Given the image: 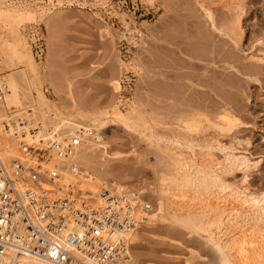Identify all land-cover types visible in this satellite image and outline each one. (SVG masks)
<instances>
[{
  "label": "rangeland",
  "instance_id": "374dc122",
  "mask_svg": "<svg viewBox=\"0 0 264 264\" xmlns=\"http://www.w3.org/2000/svg\"><path fill=\"white\" fill-rule=\"evenodd\" d=\"M45 1L0 0V79L17 86L16 100L0 94V149L18 154L3 122L28 107L46 128L85 125L93 138L75 154L81 189L97 195L101 186L89 189L99 172L101 184L115 180L127 195L138 191L159 214L132 239L140 264H223L226 252L233 259L231 249L218 250L201 214L205 205L235 202L234 232L244 233L250 249L246 264H264V210L251 213L245 202L264 197V0ZM128 18L146 37L126 60L118 27ZM212 21L228 33L213 34ZM126 72L135 75V95L122 110L116 92ZM205 172L214 184L207 189Z\"/></svg>",
  "mask_w": 264,
  "mask_h": 264
},
{
  "label": "built area",
  "instance_id": "2783aa9c",
  "mask_svg": "<svg viewBox=\"0 0 264 264\" xmlns=\"http://www.w3.org/2000/svg\"><path fill=\"white\" fill-rule=\"evenodd\" d=\"M47 1L48 7L57 6L56 0ZM58 1L65 6L82 2ZM145 37V29L132 19L119 24L124 59L132 58ZM124 75L116 92L122 110L132 106L135 95V75ZM26 111L3 122L18 143V155L9 159L0 149V264H23L22 257L47 264H139L130 234L147 221L149 200L133 201L111 185L102 187L100 202L76 191L65 173L79 174L72 161L89 145L93 130L55 121L40 136L42 122L31 107Z\"/></svg>",
  "mask_w": 264,
  "mask_h": 264
},
{
  "label": "bare ground",
  "instance_id": "6f19581e",
  "mask_svg": "<svg viewBox=\"0 0 264 264\" xmlns=\"http://www.w3.org/2000/svg\"><path fill=\"white\" fill-rule=\"evenodd\" d=\"M211 17V16H210ZM211 19H212V17H211ZM212 30L213 31H211L213 34L214 33H220V34H224L225 32L222 30V29H220L215 23H214V21H212ZM224 32V33H223ZM228 33V32H227ZM227 33H225V34H227ZM210 36H211V34H210ZM227 37V36H226ZM230 37H231V35H230ZM229 37V38H230ZM233 37V36H232ZM206 40V39H205ZM233 40H234V38H233ZM204 43V42H203ZM232 43V42H231ZM205 44V43H204ZM211 44V43H210ZM228 44V43H227ZM235 44V43H234ZM237 44V43H236ZM209 46V45H208ZM219 46H221V45H219ZM229 46H232L233 47V45H230V43H229ZM236 47V46H235ZM234 47V48H235ZM203 48V47H202ZM213 48V47H212ZM217 49V48H216ZM203 51V50H202ZM206 51V50H205ZM209 51H210V49H209ZM208 51V52H209ZM204 52V51H203ZM225 52H227V50H226V48H225ZM206 54V53H205ZM229 54H231V52H229ZM224 56H225V54H224ZM226 56H228V55H226ZM235 56H233V54H232V56L230 57L229 56V58H227L228 60H231L232 59V61H233V58H234ZM211 58V57H210ZM236 59V58H235ZM234 59V60H235ZM208 61V60H207ZM234 62V61H233ZM236 62V61H235ZM234 62V63H235ZM233 65V64H232ZM260 65V64H259ZM258 65V66H259ZM263 66V65H262ZM234 68V67H233ZM209 70V69H208ZM1 80V82H2V86H3V88H5V89H3V92L2 93H0L1 94V96H2V98H4L5 100H7V101H11V100H16V98H17V95H16V88H17V86H16V83L14 82V80L11 78V77H5V79H3V78H1L0 79ZM232 84V83H231ZM207 85V84H206ZM213 86V85H212ZM47 114V113H46ZM53 116H55L54 114H53ZM40 121V122H42V124H43V126L41 127V130H40V136H43V131L46 129V123L45 122H43L42 120H40V118L39 119H36V121ZM14 154L15 153H9V154H6V156H7V158H13V157H15L14 156ZM18 155V154H17ZM16 155V156H17ZM232 155V154H231ZM229 156V155H228ZM237 156V155H236ZM234 157V156H233ZM242 157H243V155H242ZM231 158V157H230ZM238 158V157H237ZM241 158V157H240ZM239 158V159H240ZM235 159V158H234ZM238 159V160H239ZM73 160H74V162L72 161V163H74V165L78 168V171H79V178L76 176V175H74L73 173H71L70 171H67L66 173H65V180H67V181H73L74 183H76V191H79V190H81V193H83L84 195H89V196H91V197H93L94 199H95V201L96 202H100L101 201V196H100V192H101V190H102V187L103 186H109V183H107V181L106 180H104L103 182H102V184H101V181H102V178L101 177H98L99 175H101V174H98V173H96V174H98L97 175V177H96V174L94 175V177H91L90 178V180H91V182H92V185L90 186V189H89V191H97L98 189H99V187L101 186V188H100V191H99V193L97 194V195H90V194H87V193H89L88 191H84V190H82L81 189V175L83 174V171H82V169L80 168V166L78 165V163L75 161V156H74V158H73ZM236 160V159H235ZM242 160V159H241ZM243 160H245L244 158H243ZM247 160V159H246ZM240 161V160H239ZM243 162V161H242ZM241 162V163H242ZM228 163H230V162H228ZM234 163V162H233ZM239 163V162H238ZM244 163V162H243ZM223 164V163H222ZM245 164H246V161H245ZM195 165V164H194ZM209 165V164H208ZM217 165V164H216ZM224 165V164H223ZM233 165V164H232ZM231 165V166H232ZM241 165V164H240ZM243 165V164H242ZM249 165V164H248ZM188 166V165H187ZM225 166V165H224ZM228 166V165H227ZM235 166V165H234ZM189 167V166H188ZM202 167V166H201ZM223 167V166H222ZM230 168V167H229ZM190 169V168H189ZM200 169V168H199ZM214 169V168H213ZM212 169V171H213V173H216V172H214V170ZM201 170V169H200ZM215 170H216V168H215ZM219 170V169H218ZM224 170V169H223ZM199 171V170H198ZM208 171V170H207ZM212 171H211V173H212ZM220 171V170H219ZM222 171V170H221ZM210 172V171H209ZM199 173H201V172H199ZM202 173H203V171H202ZM210 173H208V172H205L203 175H204V177H202L203 178V183L204 184H206L205 185V189H207V188H209V182H210V184H212V185H214L213 183H211V181H209L208 180V175H209ZM190 175V174H189ZM214 175V174H213ZM193 176V175H192ZM217 176V175H216ZM210 177H212V176H210ZM100 178H101V180H100ZM201 178V177H200ZM213 178H214V176H213ZM217 178H219V177H217ZM196 179V178H195ZM210 179H212V178H210ZM183 180H185V179H183ZM187 180V179H186ZM185 180V181H186ZM192 180V179H191ZM218 180V179H217ZM213 181H215V180H213ZM202 182V181H201ZM216 182V181H215ZM220 182V181H219ZM100 183V184H99ZM110 184H111V187L112 188H114L115 190H117V191H120L119 190V188H118V183L115 181V180H113L112 182H110ZM218 184V183H217ZM216 184V185H217ZM222 184V183H221ZM221 184H220V186H221ZM224 184V183H223ZM171 185V184H170ZM215 185V186H216ZM224 186H226V185H224ZM183 187V186H182ZM228 187V186H227ZM227 187H224L225 189L227 188ZM230 187V186H229ZM124 188V187H123ZM171 188V187H170ZM218 188H219V186H218ZM223 188V193H224V189ZM173 189V188H172ZM222 189V188H221ZM230 188H228V190H229ZM205 191V190H204ZM222 191V190H221ZM231 191V190H230ZM225 192H227V191H225ZM238 193H239V191H237ZM228 193V192H227ZM229 194H230V192H229ZM231 194H232V192H231ZM230 194V195H231ZM235 194V193H234ZM234 194H232V196H233V199L237 196V197H239L240 195H236L235 197H234ZM243 194V193H242ZM228 195V194H227ZM244 195H246V194H244ZM243 195V196H244ZM131 200H133V201H135V200H138V199H140V195H139V192L138 191H134V192H128V195H127ZM174 196H177V195H174ZM205 196V195H204ZM242 196V197H243ZM247 196H249V195H247ZM247 196H245V198L244 199H246L247 198ZM252 195H250V197H251ZM206 197V196H205ZM222 197V196H221ZM227 197V196H226ZM236 197V198H237ZM249 197V199L247 200H245V202H250L251 203V210H249V211H251V213H252V211H256V210H264V204H262V202H263V200H264V197H260V196H254V197H251L250 198ZM224 198V197H223ZM229 198V197H228ZM240 198V197H239ZM216 199V198H215ZM225 199V198H224ZM243 199V200H244ZM228 200V199H227ZM230 200V199H229ZM240 200H242V198L240 199ZM240 200H239V202H240ZM210 201V200H209ZM226 202V201H225ZM230 202H233L234 203V200L233 201H230ZM230 202H228V203H230ZM219 203V202H218ZM232 203V204H233ZM236 203V202H235ZM234 203V204H235ZM242 203V202H241ZM212 204V203H211ZM232 205V206H230L229 204L227 205V206H230V207H228V208H223V209H221L219 206H214V207H212V206H210L209 204V206L208 205H205L204 206V208L202 209V210H204L202 213L203 214H201V215H203V218H205L206 220H204L205 221V223H206V225H207V223H208V229H210V230H208L209 232L210 231H212V230H214L215 229V232L213 233L214 234V239H216L217 240V242H216V244H217V247H218V250H226V249H229L228 251H230V249H231V253H233V259H231L230 258V256H228L227 254H228V252H224L225 254H223V258H222V260H223V264H234V262H236V263H238V264H246L249 260H250V249H248V245H247V243L245 242V241H243V239H242V236H241V234L243 235L244 233H242L241 232V234H237V233H235L234 232V225H236L237 224V220H238V218L239 217H241V209L238 207V206H236V205ZM244 204V203H243ZM239 206H240V204H238ZM248 205V204H247ZM223 207H225V206H223ZM241 207H242V205H241ZM250 207V206H249ZM244 208L245 207H243V210H242V212L244 211ZM217 209L219 210V211H217ZM250 209V208H249ZM247 211V210H246ZM151 212V211H150ZM149 212V214H148V219H147V221H149V223H150V221L151 222H153L155 219L157 220V217L159 216V214H157V215H152L151 213ZM162 212V211H161ZM160 212V213H161ZM210 212H212V214L210 215ZM254 212H253V214H254ZM263 213V212H262ZM261 214V213H260ZM260 214H259V216H260ZM161 215V214H160ZM175 215V214H174ZM245 215V214H244ZM254 216V215H253ZM249 217V216H248ZM257 217V216H256ZM202 218V217H201ZM202 218V219H203ZM259 218V217H258ZM248 219V218H247ZM263 220V219H262ZM240 222V221H239ZM240 224V223H239ZM203 225V224H202ZM211 225L214 227V229H212V227H211ZM139 228H141V227H138L137 229H135L131 234H130V243H131V245L132 244H134L133 242H132V239H133V241L135 242H137V240L139 241ZM236 228H237V226H236ZM141 232V231H140ZM211 234V233H210ZM210 238L212 237L211 235L209 236ZM209 239V238H208ZM212 239V238H211ZM213 240V239H212ZM215 241V240H214ZM216 247V248H217ZM233 251V252H232ZM220 252V251H219ZM230 253V254H231ZM221 259V258H220ZM22 260H23V264H47V263H45V262H43V261H40V260H38V259H34V258H30V257H22ZM221 261V260H220ZM234 261V262H233ZM140 264V263H139Z\"/></svg>",
  "mask_w": 264,
  "mask_h": 264
}]
</instances>
